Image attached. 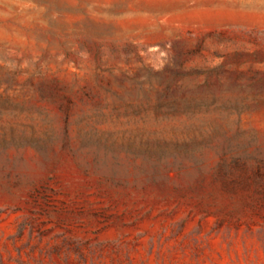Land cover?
<instances>
[{
  "label": "rangeland",
  "instance_id": "374dc122",
  "mask_svg": "<svg viewBox=\"0 0 264 264\" xmlns=\"http://www.w3.org/2000/svg\"><path fill=\"white\" fill-rule=\"evenodd\" d=\"M0 264H264V0H0Z\"/></svg>",
  "mask_w": 264,
  "mask_h": 264
},
{
  "label": "trees",
  "instance_id": "16d2710c",
  "mask_svg": "<svg viewBox=\"0 0 264 264\" xmlns=\"http://www.w3.org/2000/svg\"><path fill=\"white\" fill-rule=\"evenodd\" d=\"M171 88H172V85H170L167 88V90ZM50 92L53 93L57 97L67 98L68 100L72 101V95H70V92L66 88L60 86L57 82L55 83L54 86L50 88Z\"/></svg>",
  "mask_w": 264,
  "mask_h": 264
}]
</instances>
